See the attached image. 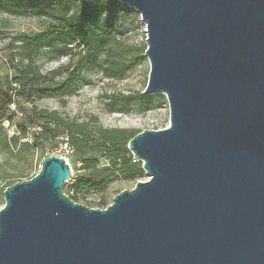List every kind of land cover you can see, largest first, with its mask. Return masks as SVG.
<instances>
[{"label":"water","instance_id":"water-1","mask_svg":"<svg viewBox=\"0 0 264 264\" xmlns=\"http://www.w3.org/2000/svg\"><path fill=\"white\" fill-rule=\"evenodd\" d=\"M140 13L143 95L169 125L129 141L145 180L106 208L46 157L4 190L0 264H264V0H116Z\"/></svg>","mask_w":264,"mask_h":264},{"label":"trees","instance_id":"trees-1","mask_svg":"<svg viewBox=\"0 0 264 264\" xmlns=\"http://www.w3.org/2000/svg\"><path fill=\"white\" fill-rule=\"evenodd\" d=\"M60 1L64 5H73L71 0ZM35 3L37 4V0H0V9L16 11L34 8ZM118 3L116 0H108L103 4H95L81 0L73 5V13L55 17L58 23L56 27L24 34L11 42L12 54L8 65L15 74L11 84L16 85L20 92L29 93L33 106L29 111L25 109L27 114L19 121L15 120L18 115L5 118V111L14 103V97L9 91L3 92L0 101V128L5 130V122L9 123V127L15 125L17 131L11 140L31 137V145L36 148L65 135L74 152L82 156L81 165H75L77 169L92 170L100 164L101 158L108 161L102 180L91 175L72 176L67 183L73 180L68 185V195L76 202H79L80 194L103 192L115 180L126 179L137 183L145 177L143 163L129 149V141L141 131L100 126L96 124V118L87 122L69 120L59 111L44 110L34 102L36 99L56 97L65 104L86 81L88 71L100 70L106 77H122L134 66L122 53L124 44L114 23L103 17L115 9ZM47 54L50 55L49 58L67 56L68 60L54 70L44 71L39 60ZM139 97L141 100L146 98L143 94H139ZM129 98L113 96L112 103L128 101ZM37 124L40 125L39 129ZM87 149L96 151L98 155H85ZM10 178H7L9 183L5 189L16 183ZM108 205L102 200V207L106 208Z\"/></svg>","mask_w":264,"mask_h":264},{"label":"rangeland","instance_id":"rangeland-1","mask_svg":"<svg viewBox=\"0 0 264 264\" xmlns=\"http://www.w3.org/2000/svg\"><path fill=\"white\" fill-rule=\"evenodd\" d=\"M4 1V0H2ZM81 0H71L75 5ZM95 4H103L108 0H87ZM36 7L24 8L16 11H5L0 9V101L2 93L9 91L13 94L14 103L5 111V118L18 115L19 121L26 110L32 109L29 93L20 92L11 81L15 77L14 71L9 68L12 50L11 42L14 38L35 32L47 31L57 26L55 17L71 14L74 12L73 5H64L60 0H37ZM38 6V7H37ZM104 19L111 20L124 44L121 49L129 63L134 66L122 77H106L100 70H91L86 73V81L82 83L76 93L63 101L56 97H45L34 100L44 110H57L63 117L78 122H87L96 118V124L107 128H120L133 131H144L146 129H162L169 125L170 107L164 94L148 95L140 99L139 94L145 90L149 73L150 62L145 56L147 47L146 25L141 15L134 8L119 2L116 8L107 12ZM45 58L39 60L44 71L56 69L68 60L67 56L58 58ZM113 96H129L128 101L112 103ZM24 113L21 114L20 112ZM5 130L0 128V209L5 204L4 190L7 181L16 182L27 180L38 174L42 160L54 154L63 155V148L67 142L65 135L59 136L54 141L43 143L38 148L31 145L32 139H12L16 133V126L9 127L4 123ZM37 129L40 125H36ZM98 155L96 151L87 149L85 155ZM69 163L73 168L74 178L77 175H91L96 179H104V167L108 161L100 159V164L92 169H77L83 161L82 156L76 152L69 154ZM22 179V180H21ZM146 176L140 180H145ZM64 191L68 194V185ZM136 182L133 180L118 179L110 183L103 192L91 191L80 194L79 203L93 208L102 207V200L109 205L113 202L115 195L126 189H133Z\"/></svg>","mask_w":264,"mask_h":264},{"label":"built area","instance_id":"built-area-1","mask_svg":"<svg viewBox=\"0 0 264 264\" xmlns=\"http://www.w3.org/2000/svg\"><path fill=\"white\" fill-rule=\"evenodd\" d=\"M73 152H74V149L68 144V142H66L65 145H64V148H63V155L62 156H64L67 159V161L69 162L68 156H69V154H71ZM80 165H81V163H80Z\"/></svg>","mask_w":264,"mask_h":264}]
</instances>
